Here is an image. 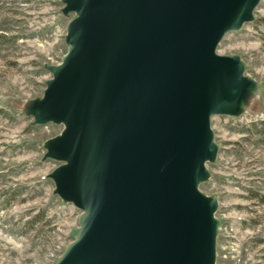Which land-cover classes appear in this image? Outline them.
<instances>
[{
	"label": "water",
	"instance_id": "1",
	"mask_svg": "<svg viewBox=\"0 0 264 264\" xmlns=\"http://www.w3.org/2000/svg\"><path fill=\"white\" fill-rule=\"evenodd\" d=\"M260 0H63L68 50L32 124L54 192L80 210L54 264H216L218 198L201 184L219 145L215 115L237 116L259 83L225 36Z\"/></svg>",
	"mask_w": 264,
	"mask_h": 264
},
{
	"label": "rangeland",
	"instance_id": "2",
	"mask_svg": "<svg viewBox=\"0 0 264 264\" xmlns=\"http://www.w3.org/2000/svg\"><path fill=\"white\" fill-rule=\"evenodd\" d=\"M63 0H0V264H54L72 240L80 210L54 192L59 164L44 158L45 142L62 124H32L26 107L42 96L68 50L73 13ZM238 53L259 88L237 116L215 115L219 151L201 184L218 198L216 264H264V0L254 19L218 47Z\"/></svg>",
	"mask_w": 264,
	"mask_h": 264
}]
</instances>
